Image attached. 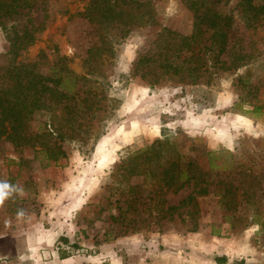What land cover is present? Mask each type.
<instances>
[{"label":"rangeland","instance_id":"rangeland-1","mask_svg":"<svg viewBox=\"0 0 264 264\" xmlns=\"http://www.w3.org/2000/svg\"><path fill=\"white\" fill-rule=\"evenodd\" d=\"M251 1L262 5L253 27L246 26L245 0H205L202 6L230 18L221 56L226 69L217 70L199 59L207 41L194 31L197 3L151 0L154 23H133L120 37V29L93 31L98 23L87 15L89 0H0V87L16 81L7 71L13 65L49 75L64 63L76 75L75 87L105 95L100 104L106 107L93 117L66 115L63 106L79 101L53 102L46 95L44 103L58 104L56 118L41 109L24 119L19 139H0V186H8L0 187V264H179L189 255L165 243L178 248L198 237L211 244L206 260L228 256L229 264H264V0ZM164 27L183 36L195 32L181 52L200 64L195 83L164 76L152 87L134 72L140 54L156 51ZM98 37L112 40L113 53L100 52L90 76L83 59L92 44L101 45ZM253 103L261 108L252 111ZM52 119L66 133L73 124L77 139L87 128L88 135L86 144L65 140L67 157L43 167L54 138L35 134L50 131ZM161 138L173 142L167 141V151L181 154L183 169L189 161L204 180L175 190L142 166L118 168L128 150ZM224 185L234 195L222 196ZM65 186L84 192L85 203L59 234L58 227L50 231L49 208ZM47 191L51 196H42Z\"/></svg>","mask_w":264,"mask_h":264},{"label":"trees","instance_id":"trees-1","mask_svg":"<svg viewBox=\"0 0 264 264\" xmlns=\"http://www.w3.org/2000/svg\"><path fill=\"white\" fill-rule=\"evenodd\" d=\"M191 3H197L196 18L198 21L194 22V31H200L206 34L207 43L199 48L202 52L200 60L203 63L208 61L212 62L217 70H225V61L221 58L224 51H226V44L228 40V30L231 27L229 17H221L210 11L208 8L202 9L205 0H187ZM262 5H257L251 0L244 2V16L247 20V27H253L254 23L259 21L258 14ZM15 7L10 6L7 11H14ZM88 17L91 23L97 24L95 32L109 31L112 29H120V37L123 32H127L133 23H141L144 26L154 23V18L151 14V0L146 2H139L136 0H89ZM199 11V13H197ZM95 20V22L93 21ZM105 23V24H103ZM100 33V32H99ZM102 33V32H101ZM118 35V33L114 34ZM195 32L188 36H183L179 33L171 31L166 27L158 29L156 35V51L152 54H140L134 64V72L147 80L150 86H154L158 77L177 78L183 81L185 78H191V82L195 83L199 78L198 63H194L193 56L181 58V52L185 47L189 48V41L195 38ZM101 45L96 42L87 49V56L83 59L85 68H88L87 75L93 74V69L97 67L96 61L99 59L100 52L107 49L113 53L111 44L112 40L104 39ZM108 42V44L104 41ZM65 59V58H64ZM196 60V59H195ZM35 65L32 64V67ZM60 71L43 75L40 72H33L28 69L26 65H13L7 71L11 73L9 78H16L14 82L5 84L0 87V139L15 138L16 134H20V130L24 125V119L36 111L41 109L47 110L54 114L56 118L57 103H44L45 97L53 99V102H59L62 99L76 100L74 104L63 106L66 115H85L93 117L99 110H106V107L100 104L101 99L105 95H99L97 92L86 89L80 90L75 87L76 75L64 63L59 66ZM54 69V68H53ZM26 78L27 84H22V80ZM52 83V85L50 84ZM92 95H91V94ZM92 97L94 98L92 100ZM87 99H91L88 105H83ZM28 101V102H26ZM82 105V106H81ZM252 111H258L261 105L252 104ZM71 116L70 120H73ZM54 119L50 120L46 125L52 126L50 131L35 134L36 137L45 138L44 136H52L53 141L50 146L44 150L46 162L42 164L43 167L50 165H57L61 158L67 157V152L63 149L62 143L65 140H80L82 144H86L84 138L87 137L88 128L84 131L83 138L77 139L74 137L73 124H69V132L63 129V125H55ZM18 134V136H19ZM17 136V137H18ZM98 134H95V139ZM167 138L155 139L150 144L145 145L137 150H128L124 158L120 159L118 168L123 167L128 170L132 166V171H137V167L146 170L147 176L157 178L163 186L174 185L175 190L182 187L186 182L195 179L198 183L199 180H204L205 173H202L197 168L193 169L192 164L188 161L186 169H183L181 154L176 152V155L170 156L168 153ZM173 143V142H169ZM171 145V144H170ZM135 167V168H134ZM223 190L222 196L229 194L234 195V188L229 185L221 187ZM201 194L206 193V188L201 187L198 190ZM59 240L67 245L77 247V244L71 242L69 238L61 236ZM60 257L65 258L66 252L60 251ZM214 261L221 264L227 262L225 256H215Z\"/></svg>","mask_w":264,"mask_h":264},{"label":"crops","instance_id":"crops-1","mask_svg":"<svg viewBox=\"0 0 264 264\" xmlns=\"http://www.w3.org/2000/svg\"><path fill=\"white\" fill-rule=\"evenodd\" d=\"M67 190L68 188H66V186H65V189H63L62 191L56 190L53 195L54 198H51L53 199L52 201L54 202L53 204H50L49 209H51V211L48 209L51 215V222H52L50 231L55 230L58 227L56 231L57 232L59 231L58 232L59 234L62 233L63 229H66V230L70 229L68 228L66 224L67 223L72 224V219H71L72 212L81 211V208L83 207L85 203V193L84 192H82L79 189H77V193H76V190L71 191V192L70 191L67 192ZM44 195L45 197L51 196V194H49L48 191L42 193V196ZM56 196H58V198H56ZM61 217L65 218L64 220L65 222H61L62 221ZM168 243H165V245L167 247L174 248L175 249L173 251L174 253H176V251L178 250L179 252H184V254L189 255L190 259H188L187 257L183 260V262L182 261L180 263L178 262L179 264H218L213 260H206V254H207L206 251L210 249L209 248L210 246H207L206 244L208 245H211V244L210 242L208 243V242H205V240L200 239V237L196 238V241H195V238L192 239L191 242L185 244L186 246L181 244L180 246H178V248L173 247L171 244H168ZM197 246H199L201 249L200 248L197 249ZM174 257L175 259L179 258L178 255L177 256L173 255V258ZM226 258L228 261H231L229 260L228 256H226ZM193 260H196V261H193ZM202 261H207V262L203 263ZM227 264H229V262H227Z\"/></svg>","mask_w":264,"mask_h":264},{"label":"clouds","instance_id":"clouds-1","mask_svg":"<svg viewBox=\"0 0 264 264\" xmlns=\"http://www.w3.org/2000/svg\"><path fill=\"white\" fill-rule=\"evenodd\" d=\"M0 187L7 188L8 186L5 184V185H2V186H0Z\"/></svg>","mask_w":264,"mask_h":264}]
</instances>
